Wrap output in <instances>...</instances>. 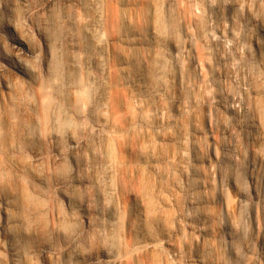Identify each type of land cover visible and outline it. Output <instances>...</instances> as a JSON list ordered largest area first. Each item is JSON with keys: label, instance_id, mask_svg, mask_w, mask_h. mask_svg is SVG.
Here are the masks:
<instances>
[{"label": "rangeland", "instance_id": "rangeland-1", "mask_svg": "<svg viewBox=\"0 0 264 264\" xmlns=\"http://www.w3.org/2000/svg\"><path fill=\"white\" fill-rule=\"evenodd\" d=\"M0 264H264V0H0Z\"/></svg>", "mask_w": 264, "mask_h": 264}, {"label": "bare ground", "instance_id": "bare-ground-1", "mask_svg": "<svg viewBox=\"0 0 264 264\" xmlns=\"http://www.w3.org/2000/svg\"><path fill=\"white\" fill-rule=\"evenodd\" d=\"M11 42L12 43H14V44H18V45H20L21 46V43L20 42H22V40H20V39H17V38H11ZM23 47V46H22ZM22 51H23V49L21 48L20 49V51H18V52H16L17 53V55H22V54H24L25 53V50H24V52L22 53ZM16 55V54H15Z\"/></svg>", "mask_w": 264, "mask_h": 264}]
</instances>
